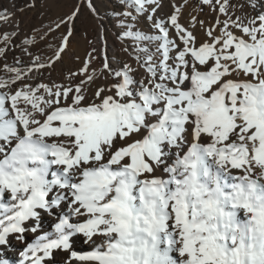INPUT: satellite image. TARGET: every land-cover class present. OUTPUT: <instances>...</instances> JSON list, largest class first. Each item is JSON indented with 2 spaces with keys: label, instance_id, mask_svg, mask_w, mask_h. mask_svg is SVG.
<instances>
[{
  "label": "snow or ice",
  "instance_id": "obj_1",
  "mask_svg": "<svg viewBox=\"0 0 264 264\" xmlns=\"http://www.w3.org/2000/svg\"><path fill=\"white\" fill-rule=\"evenodd\" d=\"M84 3L97 16L93 0ZM119 3L124 10L111 15L118 38L134 41L123 52L137 67L117 60L113 68L106 37L101 32L98 48L85 29L88 51L76 56L81 66L67 82L43 76L74 55L80 4L42 35L33 29L25 36L17 47L29 63H4L0 246L40 232L42 211L61 209L19 264H49L57 250L66 264H264V175L256 174L264 171V12L247 17L238 14L239 0H198L182 23L188 0H171L162 16L163 0ZM35 7L25 0L15 11ZM205 8L215 14L212 23L201 19ZM13 15L0 11V21ZM141 21L151 31L139 30ZM57 32L51 55L32 54L37 35ZM19 34V20L15 31L0 33V58ZM101 57L97 72L92 65ZM139 69L146 75L137 81ZM101 77L112 82L98 83ZM161 166L168 179L154 175ZM78 236L89 251L73 250Z\"/></svg>",
  "mask_w": 264,
  "mask_h": 264
},
{
  "label": "rangeland",
  "instance_id": "obj_2",
  "mask_svg": "<svg viewBox=\"0 0 264 264\" xmlns=\"http://www.w3.org/2000/svg\"><path fill=\"white\" fill-rule=\"evenodd\" d=\"M24 2L25 0H0V10L4 8L3 10L14 13L11 19H17L20 21V24L22 27H24V32L28 37L33 36V29L38 30L39 34L42 35L47 31L46 26L49 25L51 21H54L57 16L69 12L76 4L81 5L80 17L76 21V35L72 40L70 49V52L74 55H70L67 53L65 54L66 57L63 56L66 63V73L70 71L75 72L81 66L80 61L76 60V56H79L81 60H83L86 56L88 47L83 40L85 29H87L89 33L88 39L95 43L98 48L104 47V42L99 39V35L101 34V32L103 36L106 37L107 54L112 62L113 68L118 67L116 63L117 60L120 61L121 64L130 63L134 68L137 67L136 61L123 52V49L125 47H127L129 51H131L134 47V41L131 38H118L121 34L122 29L118 27L117 19L111 15V12L113 10H124L122 5L119 3V0H93V3L97 8V16H93L89 12L86 4L84 3V0H36L35 8L25 10L23 13L16 12L15 9L22 7ZM175 2L178 4H182L184 3V0H175ZM232 2L236 3L237 0H232ZM170 3L171 0H163L164 7L160 12L157 13V15L162 16L170 13ZM239 3L245 5L242 12L238 13L240 15H246L247 17H256L261 12H264V0H256V7L248 6V0H239ZM197 4L198 0H188L187 7L183 9V17L181 18L182 23L187 21L190 18V15L196 14L193 12V8H195ZM214 18L215 14H213L210 9L205 8L204 13L201 15V19H204L207 23H212L214 21ZM136 27L141 31H151L148 24L143 21L139 22ZM61 31H63V29H61ZM172 35L174 36L175 34L172 33ZM197 35L200 37V39L205 38L202 32L198 31ZM54 36L50 34L47 37L46 41L53 44L57 43V39L59 38L60 33L57 32L54 34ZM39 40V35H37L36 41ZM141 46H143V44ZM172 55L174 56L175 53H172ZM103 62V57L97 59L95 63H93L92 69H95L97 72H99L102 68ZM145 75V71L143 69H139L135 73V78L137 81H139ZM161 167H159L158 169L161 170ZM256 174L258 175V173ZM19 262L20 260H17L16 264Z\"/></svg>",
  "mask_w": 264,
  "mask_h": 264
},
{
  "label": "bare ground",
  "instance_id": "obj_3",
  "mask_svg": "<svg viewBox=\"0 0 264 264\" xmlns=\"http://www.w3.org/2000/svg\"><path fill=\"white\" fill-rule=\"evenodd\" d=\"M16 21L17 19H11L8 21V23L0 22V33L15 31ZM23 28L24 27H22L20 24V34L13 39V46L7 51V55L5 57L0 58V75H6V73L3 71L4 63L7 62L9 65H12L14 64V60L17 57L22 58L25 64L29 63L30 58L22 51L20 47H17L18 45L21 44L25 36H27ZM46 39L36 41L34 45L30 47V51L34 56L35 55L49 56L52 54L53 49H49L47 47L49 43L48 41H46ZM65 68H66V63L63 57V59L55 65L54 70L45 69L43 72V76L47 78L50 75L52 82L55 83H66L67 81L65 80V77L67 73L65 72ZM45 82H47V80H45ZM98 83H111V80L105 81L101 77ZM190 138L191 137L189 136V139ZM174 160H175V155L173 153V155H171L169 158L166 159L165 163L172 164ZM242 171L243 169L239 170V172H235L234 175H239ZM154 175L161 179H168V175L164 172L163 166L161 167V170L156 168ZM64 210H66V208ZM60 212L61 209H57L56 211H53L50 214L42 211L41 219H40L41 231L37 232L36 234H33L31 231H27L24 234L23 240H17L15 236H10L9 242L4 246H0V259H6L10 262V264H16L17 260L22 259L20 253L23 251L26 245L32 242L36 235H40L43 231L50 230L51 225L56 222V218L60 214ZM72 245H73V250L76 251L90 250V248L83 242V238L80 236L73 238ZM173 255L175 256L176 253L174 252ZM66 262H67V255L64 253L63 250L55 251L53 256L49 260V264H66Z\"/></svg>",
  "mask_w": 264,
  "mask_h": 264
},
{
  "label": "clouds",
  "instance_id": "obj_4",
  "mask_svg": "<svg viewBox=\"0 0 264 264\" xmlns=\"http://www.w3.org/2000/svg\"><path fill=\"white\" fill-rule=\"evenodd\" d=\"M258 175H264V171H262L261 173H258ZM261 183L264 184V180H262ZM257 195H262V193L258 192Z\"/></svg>",
  "mask_w": 264,
  "mask_h": 264
}]
</instances>
